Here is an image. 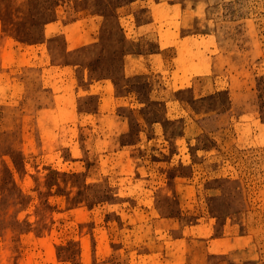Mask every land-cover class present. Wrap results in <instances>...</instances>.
Segmentation results:
<instances>
[{"label":"rangeland","instance_id":"obj_1","mask_svg":"<svg viewBox=\"0 0 264 264\" xmlns=\"http://www.w3.org/2000/svg\"><path fill=\"white\" fill-rule=\"evenodd\" d=\"M0 264H264V0H0Z\"/></svg>","mask_w":264,"mask_h":264}]
</instances>
